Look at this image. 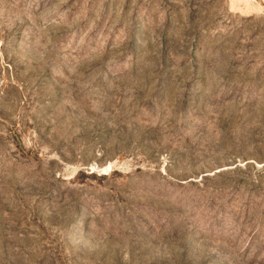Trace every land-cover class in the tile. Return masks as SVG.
Here are the masks:
<instances>
[{"label": "rangeland", "instance_id": "rangeland-1", "mask_svg": "<svg viewBox=\"0 0 264 264\" xmlns=\"http://www.w3.org/2000/svg\"><path fill=\"white\" fill-rule=\"evenodd\" d=\"M0 264H264V0H0Z\"/></svg>", "mask_w": 264, "mask_h": 264}]
</instances>
